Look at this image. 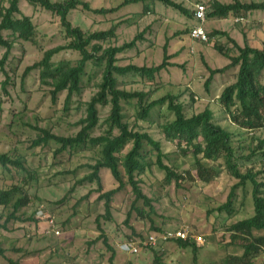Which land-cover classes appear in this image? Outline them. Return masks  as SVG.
Returning a JSON list of instances; mask_svg holds the SVG:
<instances>
[{
    "label": "rangeland",
    "instance_id": "obj_1",
    "mask_svg": "<svg viewBox=\"0 0 264 264\" xmlns=\"http://www.w3.org/2000/svg\"><path fill=\"white\" fill-rule=\"evenodd\" d=\"M81 1L88 3L90 8H113L123 2ZM173 1L192 12V4L198 0ZM233 1L218 2L227 4ZM147 5L149 13H144L143 7ZM19 9L21 14L17 17H30L35 27V44L17 42L4 67L10 83L7 93L0 89V154L21 156L27 171L9 174L0 169V187L12 183L22 186L23 193L30 202L14 214L17 221L11 219V206H0V247L5 250V256H0V264H109L111 252L105 245L101 241L91 244L99 234L95 219L104 213L103 202L96 199L97 194L93 192L95 184L75 186V182L88 172L84 166L93 164L97 159L95 152L83 151L71 156L64 154L54 159L52 153L56 147L53 144L31 148L38 133L37 128L64 137L77 134L80 127L76 123L85 117L86 103L98 91L104 65L97 67L90 62L87 64L85 75L81 79V90L72 96L67 109L66 92L59 94L56 102L52 103L50 88L41 84L38 71H33L26 77H23V73L26 67L41 60L44 51L65 45L69 39L65 37L57 15L30 5L26 0H20ZM68 20L73 27H79L85 33L105 31L122 22L115 31V37L101 43L102 48L121 46L145 31L142 39L132 49L117 55L119 66H157L162 62L163 46L167 43V54L171 56L169 63L176 64L177 67L163 70L154 82L140 81L137 76L131 75L117 77L119 89L146 92L149 94L148 101L167 94L178 96L188 117L209 108L214 113L216 122L233 134L238 154L247 155L249 149L256 145L252 138L264 137V129L250 133L238 129L216 103V97L223 86L234 78L236 70L227 72L223 77L216 76L209 93H206L204 87L208 78L205 64L214 69L229 62L215 50L214 44L229 50L230 55L237 54L227 37L217 35L212 38L209 34L215 30L227 32L240 46L246 41L254 48H261L264 39V11L248 13L241 23H234L233 18L206 20L203 26L208 34L206 43L189 37V29L193 24L191 17L159 2L130 3L113 15L93 14L78 7L69 13ZM90 48L88 47L89 50ZM3 53L4 49H0V59ZM79 58L78 52L64 50L55 55L52 61L74 65ZM4 79L5 74L0 70V84ZM262 82L264 83V75ZM134 106L133 103L123 106L124 121L132 129L147 132L160 141L163 151L169 155L166 163L176 165L180 173L189 171L193 175V156H180L176 146L165 142L161 136L159 126L173 119L166 106L156 107L147 121L139 122L135 119ZM98 113L99 124L91 133L93 137L106 131L105 119L109 114V106H98ZM151 157L155 160L154 154H150ZM209 165L220 171L209 184L184 175L180 187H176L174 183L164 185V174L155 166L146 169L145 174L140 177L141 188L152 199L155 208L156 214L152 216L151 222L154 226L163 230L185 228L202 237L203 243L196 245L199 247L196 261L194 262L189 248H179L173 241L157 244L152 246L153 249L148 247L136 255L118 249L119 244L134 237L129 226L143 237L151 232L150 221L136 218L135 214L128 225L124 224L133 199L127 187L113 199L112 219L99 221L115 251L114 264H224L228 256L242 254L240 249L229 246L227 228L253 215L252 185L247 183L244 188L236 190L233 203L236 212L232 217L225 213L211 212L210 210L226 201L230 188L236 181L226 173L221 160L209 162ZM254 169L264 172V167L260 165H256ZM102 175L104 191L116 186L109 171L104 170ZM259 180L264 182V174L259 175ZM39 211L42 215H39ZM262 263L264 254L253 261V264Z\"/></svg>",
    "mask_w": 264,
    "mask_h": 264
},
{
    "label": "trees",
    "instance_id": "obj_2",
    "mask_svg": "<svg viewBox=\"0 0 264 264\" xmlns=\"http://www.w3.org/2000/svg\"><path fill=\"white\" fill-rule=\"evenodd\" d=\"M30 5L39 6L42 9L58 16L65 37L69 42L44 51L39 62L25 68L23 77L33 71H38L41 84L50 88L49 94L52 103L56 102L57 96L66 92L65 106L70 103L74 94L81 90V79L85 75L87 64L103 66L101 82L98 84L97 93L86 103L85 117L81 118L76 125L80 130L74 136H58L48 130L36 129V139L32 141L31 148L47 147L53 144V158L68 154L69 156L83 152L94 151L97 159L93 164L84 167L88 172L75 182V186L95 184L94 193L97 201L103 202L102 215L95 219L98 236L91 244L101 241L111 252L109 264H114L115 251L110 246L109 240L102 229L101 219L110 221L111 210L115 196L129 188L133 196L129 211L126 214L124 224L128 225L133 215L139 219H148L152 222V216L156 214L152 199L144 194L141 188V175L146 169L155 166L164 174L162 183L170 185L174 183L180 187L184 181V175L196 177L200 182L209 184L220 173L219 169L210 166L209 162L219 160L226 173L236 182L230 188L226 201L211 212L225 213L232 217L235 214L233 207L236 190L244 188L247 183L252 185L251 199L253 215L239 220L227 228L229 233V246L242 251L240 256L230 255L224 260V264H253V261L264 254V182L259 180L262 170L255 171L254 167H264V137H254L256 145L249 149L247 155L238 154L233 142V134L221 127L215 120L214 113L205 108L191 116H186L179 97L167 94L161 98L148 101L149 94L142 91H125L117 86V77L126 75L137 76L140 81L154 82L168 67H177L169 63L171 56L167 54V43L163 46V59L157 66L138 67L132 64L126 66L117 65V55L132 49L136 42L141 40L145 31L137 34L130 42L118 47L102 48L101 43L115 37L117 27L122 23L111 26L105 31L83 32L79 27H73L68 20L69 13L78 7L85 11L98 15H113L122 7L130 3H155L159 2L165 7L172 8L180 14L191 17L192 12L173 0H123L113 8H90L88 3L81 0H63L53 2L51 0H26ZM20 0H0V49H4L0 59V70L5 74V79L0 84L3 93H7L10 78L4 67L8 62L14 45L17 42L35 44V27L30 17L21 15L19 9ZM209 4L206 12V20L243 18L252 11H264V0L261 2H241L234 0L230 3H219L214 0L196 1ZM144 13H149L148 5L143 7ZM190 32V29H189ZM4 33H7L5 36ZM208 35V34H207ZM221 35L227 37L237 50L236 55H230L229 50L218 44H214L215 50L228 59V64L221 68H209L208 78L204 83L206 93L216 76L225 75L227 72L236 70L234 78L229 84L224 85L220 94L216 97L217 105L224 111L226 118L241 131L250 133L264 129V39L261 48H254L245 41L243 46L238 45L226 32L217 30L209 34V37ZM88 47H91L90 50ZM64 50L76 51L79 59L74 65L69 62L52 61L53 57ZM133 103L135 106L136 122L147 121L151 112L157 107L166 106V110L173 116L169 122L160 125V133L167 143H173L178 149L180 156L192 155L194 159V174L189 171L180 173L174 164L166 163L169 155L162 149L161 142L155 140L149 133L134 130L124 121L123 106ZM98 106H109V114L105 119L107 129L104 134L93 137L91 133L99 124ZM1 110V108H0ZM137 124L135 123L134 126ZM126 150V152H124ZM154 154L155 160L150 158ZM21 156L12 157L9 154H0V169L3 172L27 171ZM251 164L247 165L246 163ZM253 164V165H252ZM251 165V166H250ZM244 168V171H242ZM109 171L115 187L104 191L102 172ZM30 176V174H28ZM91 193V192H89ZM88 196V195H87ZM85 196V198L87 197ZM83 199V198H82ZM63 200H61L62 202ZM30 199L23 193L22 186L14 183L0 187V206H11L13 213L11 219L17 221L14 214L28 205ZM131 234L129 239L143 240L141 233L136 232L129 226ZM152 233H161L165 230L151 223ZM128 239V240H129ZM127 241V240H126ZM179 248L190 249L194 262L199 247L195 242L173 241ZM148 248V247H147ZM145 248V249H147ZM148 249H153L149 247ZM0 256H5V250L0 247ZM157 261L159 259L157 258ZM264 264V263H262Z\"/></svg>",
    "mask_w": 264,
    "mask_h": 264
},
{
    "label": "built area",
    "instance_id": "obj_3",
    "mask_svg": "<svg viewBox=\"0 0 264 264\" xmlns=\"http://www.w3.org/2000/svg\"><path fill=\"white\" fill-rule=\"evenodd\" d=\"M214 1L217 2L219 0ZM192 5L193 24L190 27L189 37L192 40L206 43L208 41V35L203 26L206 22V12L209 8V4L203 2H195ZM243 21V18H235L233 20L234 23H241ZM38 213L39 215H42L41 211H39ZM177 240L195 242L196 244L203 243L202 237L193 234L185 228H177L174 230H165L161 233L148 234L146 237H144L143 240L129 239L119 244L118 249L121 252L136 255L139 254L141 250L147 247H152L160 243H167Z\"/></svg>",
    "mask_w": 264,
    "mask_h": 264
},
{
    "label": "crops",
    "instance_id": "obj_4",
    "mask_svg": "<svg viewBox=\"0 0 264 264\" xmlns=\"http://www.w3.org/2000/svg\"><path fill=\"white\" fill-rule=\"evenodd\" d=\"M226 33H227V32H226ZM227 35H228L229 37H231L230 34L227 33ZM231 39H233V38H231Z\"/></svg>",
    "mask_w": 264,
    "mask_h": 264
}]
</instances>
